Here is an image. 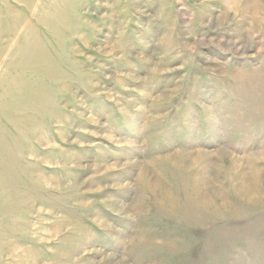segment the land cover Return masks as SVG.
<instances>
[{
	"label": "rangeland",
	"instance_id": "374dc122",
	"mask_svg": "<svg viewBox=\"0 0 264 264\" xmlns=\"http://www.w3.org/2000/svg\"><path fill=\"white\" fill-rule=\"evenodd\" d=\"M0 264H264V0H0Z\"/></svg>",
	"mask_w": 264,
	"mask_h": 264
},
{
	"label": "bare ground",
	"instance_id": "6f19581e",
	"mask_svg": "<svg viewBox=\"0 0 264 264\" xmlns=\"http://www.w3.org/2000/svg\"><path fill=\"white\" fill-rule=\"evenodd\" d=\"M246 10V9H245Z\"/></svg>",
	"mask_w": 264,
	"mask_h": 264
}]
</instances>
